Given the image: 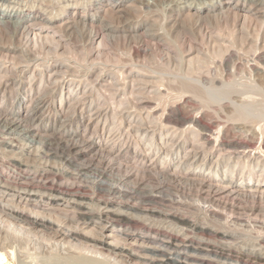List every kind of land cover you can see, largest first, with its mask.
Masks as SVG:
<instances>
[{"label":"rangeland","instance_id":"374dc122","mask_svg":"<svg viewBox=\"0 0 264 264\" xmlns=\"http://www.w3.org/2000/svg\"><path fill=\"white\" fill-rule=\"evenodd\" d=\"M262 1L263 5L261 4ZM120 3L122 4V11H117L119 9L117 5ZM252 6L254 7L252 8ZM262 6L263 8H261ZM257 7L260 8V11ZM263 13L264 0H0V37H2L0 38L2 39L0 43H5L0 44V61L3 62L2 64L6 69V73L4 72L6 78L4 76L5 79L2 78L0 80V249L6 254L8 264H131L132 262L126 257L120 258L115 253L100 247L101 245L93 244L92 246V242L84 240L79 236L77 237L75 234L76 238L72 235L73 233H77V231L83 234L84 231L86 232L84 235L87 234L88 236L89 234V237L96 234L98 237H101V225L93 220L84 219L81 216L83 211L101 215L103 219H106L105 217L107 216L115 218L119 224L122 223L137 231L148 232L149 235L154 236V241H145V243L142 240H139L138 243L133 241L135 250H138V252L144 251V248L141 247V241L144 245L149 244L148 246L157 247L162 244L161 241L177 237L180 245H191L197 248L200 246V248H204L205 246V248L207 247L212 251L217 249L219 255L221 254L220 250L226 247V243L227 247L230 246L232 248L226 247V249L233 251V254L230 256L232 260L237 259L236 256L238 254L241 255V253H245L243 255L248 256L257 255L264 257V194L252 192L248 188H242L241 192L232 193L229 196L227 193L220 194L219 185H226L231 179L236 182L242 181L240 180L242 169L239 166L233 167L236 169V173L232 177L230 173H224L225 164L228 159L226 160L225 158L223 160L222 158L221 160L219 159L218 163H213L222 152L226 156L231 155L233 160L229 162L233 166L243 149L239 148L238 145L247 143L250 146L253 145L248 149L247 155L240 159L259 160L263 163L264 152L261 149H264V135L259 128L262 129L264 126L253 127V123L251 122L252 125L246 122L243 124V121L239 122L227 118V116L230 117V114L234 112L235 106L233 104L240 103L243 98L242 96L247 95L236 92L237 95L234 93L232 96V100L236 98L233 101L224 100L221 104L202 107L200 98L193 95L191 97L189 93L180 98L181 94L178 93L181 92L182 86H184L182 85L183 81L179 80L180 78H176L177 80L174 78L175 73L186 74L191 70V74L198 79L200 87H207L211 83L221 85L230 81L235 84L237 82L240 88L241 85L242 87L256 85L263 93ZM82 14L84 16L87 14L86 17L89 19L80 21L83 20ZM198 14H201L200 17L203 16V21H201ZM6 15H8L7 19ZM73 19L76 22L80 21L78 24H81V26L84 24L82 26L84 31L80 32L76 29V22L74 25ZM106 21H108L107 23H112V25L110 24L111 26L114 25V30L109 31L105 27L104 22ZM146 21L148 23H155L157 28L160 27L159 29L162 28L156 37L148 35ZM72 25L75 27H71ZM131 25L136 27V31H133L134 33L129 31L132 27ZM100 26L103 27L101 28ZM102 32L104 36H102ZM47 35H55L56 39L60 40V43L63 44L62 46L60 45V53L63 52L67 43L71 45L76 43L73 46L77 51H81L83 48L86 51L88 49V62L82 60L79 62L74 60L73 62V59L69 60V63L77 68L75 71L70 68L68 73L73 74L68 75V73H64L65 76L57 73L54 69L55 67H51L45 71L48 74L45 73V82L41 83L39 69L41 70L44 65L53 64V61L56 59L55 54H51V52L47 53L48 49L52 47L49 42L45 41ZM159 36L162 38H159ZM91 38L93 41H91ZM100 38H103L107 45L100 49L102 53H99L97 49V43ZM91 52L93 53L91 54ZM195 56L199 57L200 60L189 65L188 59ZM93 60H97L98 64L95 65L96 67H94L93 72L88 74L90 76H86L84 74L85 71L83 73V69L89 67V62L91 63ZM105 63H108V67L111 69L114 65H116L114 67L117 69L125 68L123 71L126 72V75L121 77H125L124 81L129 80V82L126 81L129 89L128 94L126 93L125 96L124 94H117L114 99L117 102L126 97L127 101L124 106L120 107L119 105L118 107L111 99L108 100L111 103L106 101L109 92L106 91V87L104 86H107L114 80L110 77V73L103 74L99 80L96 77L99 67H102ZM114 67L113 69H115ZM132 68L133 70L146 68L150 71L157 70L158 68L170 70L166 73L171 79L165 77L164 81L161 82L163 85L160 86L162 87L160 91L164 93L166 91L165 94L169 95L165 97V99H168L166 100L168 103L164 101L162 104L158 100L154 102L155 99L149 95L146 96H149L150 99L147 98L148 100L144 101L146 100L145 95H141V98L137 97V95L134 96L135 93L133 92H130V94V89L132 90L135 85V82L133 83ZM2 73L0 72V75ZM33 74H35V77H32ZM127 75L128 77L126 78ZM30 77L31 79L34 78L32 82ZM89 78L90 80L93 79L94 82L88 80ZM103 83L104 86H101ZM90 84H94L96 90H92ZM72 85L75 86L71 87ZM70 87L75 89V91ZM84 90H86L85 93H83ZM100 91L108 94H102V96ZM95 94H98V96ZM99 96L101 97L100 100L98 99ZM39 98H44L46 103H38ZM62 98H65L63 104L60 103ZM155 98L157 99V97ZM151 99L154 100L153 103L150 102ZM77 100L81 101V103H77ZM94 101L97 102L95 103ZM157 101L158 104H156ZM69 103L70 105L72 103L73 107L72 105L69 107ZM98 103L100 104L99 107H97ZM74 104L78 105L74 106ZM143 105H146L145 108L148 107L145 109ZM149 105L157 108H149ZM151 109L158 110H154L153 114L158 119L164 115L163 119L161 118L165 123L164 126L168 124L167 126L171 127L175 123L174 126L176 128L180 126V130L185 129L186 124L187 128L188 124H190V127L194 126L196 127L195 129L198 128L199 130H197L200 131L201 136L204 135L202 136V141L206 142L207 138L209 139L207 140L206 151L214 149L212 155L207 158L204 164L200 160L196 162L197 159L194 161L190 159L193 155L189 156L190 158L188 157L186 160V156L184 157L185 152L181 153L182 155L178 153L180 139L176 141V145L172 148V151H169V154H165L168 149L170 150V147H168L169 145L165 141H161L162 139L159 136L155 139L159 149H156V146L153 151L145 150V142L147 140H143L135 134L136 125L139 122L137 120L139 119L138 114L141 115V119L144 121V124L141 123L143 125L141 126L142 130L152 128L158 131L159 126L162 124L161 120L160 124H151L150 121H148L149 124L146 123L148 120V118H145L148 115L147 111L153 113ZM113 112L119 113L118 115L121 117L125 116L121 120L118 119L124 123L118 131H110ZM155 112L158 113L155 114ZM97 113L98 115H96ZM158 114L160 116H157ZM185 118L189 119V121L185 120ZM178 120L179 125H177ZM129 124L133 125L130 127ZM155 124L156 126L158 125L157 128ZM144 126H146L145 129ZM128 127L130 131H127L129 130L127 129ZM206 131L209 133L207 134ZM214 137L219 138H216L218 142ZM92 139L100 140L101 146L92 148L91 142H89ZM210 140H212L211 143ZM163 142L162 146L161 143ZM135 144H139L141 148H136ZM81 148L87 151L82 157H77L74 151L81 150ZM166 149L167 151H165ZM233 151L236 155H233L235 154ZM189 163L192 164L190 168L188 167ZM201 164L200 170L197 167ZM149 167L152 171L148 169ZM176 168H179V170ZM209 168L218 170V175L220 174L224 178V182L215 181L208 184L203 182V178L199 175L188 172L200 170L202 173H205ZM259 170L260 168L254 170V183L259 182L261 179ZM60 182L64 186L63 188L59 186ZM53 183L56 188L52 186ZM69 187H72V189H69ZM153 191L156 194H153ZM58 206L64 210L68 209V212L59 209ZM189 207H191V211H189ZM152 209L153 212H151ZM185 209L188 211V214ZM14 210L17 213L18 211L19 213H21L20 211H24L23 213H30V215H42L41 217L44 216L55 223L57 221V226H51L52 228L48 226L49 228H47V226L39 227L23 224L19 220H16L17 214ZM165 211L168 213L172 211V215L166 214ZM158 213L161 217L158 216ZM177 216L185 217L196 225L199 223L200 225L198 226L201 227L206 225L211 228L213 225L212 228L217 226L229 230L226 236L202 232L182 222L179 223L180 220ZM213 216L214 218L212 219ZM118 218L120 219L119 222ZM175 219L179 222L176 220L177 223H175L176 221H173ZM208 220L212 225L207 222ZM227 220L229 221L227 222ZM94 227L96 230H93ZM57 228H59L61 233ZM56 229L57 231H55ZM66 230L70 231V233H67ZM235 230L238 233H235ZM122 237L118 236L117 238H120L119 242L121 244L126 242V237L124 235ZM218 243L221 245L219 248ZM97 248L100 250H97ZM146 253L152 255L150 252ZM203 253L205 251L201 255ZM106 254L109 255L106 256ZM234 254L236 255L234 256ZM252 262L251 264H255L254 261ZM260 264H263V262Z\"/></svg>","mask_w":264,"mask_h":264},{"label":"bare ground","instance_id":"6f19581e","mask_svg":"<svg viewBox=\"0 0 264 264\" xmlns=\"http://www.w3.org/2000/svg\"><path fill=\"white\" fill-rule=\"evenodd\" d=\"M260 2V1H259ZM258 2V3H259ZM148 3V2H147ZM262 5H263V1H262V3H261ZM254 5V4H253ZM121 6H122V4L120 3L119 5H117V7L119 8L117 11H122V8H121ZM255 6V5H254ZM254 6H252V8L254 7ZM259 6V5H258ZM127 8V7H126ZM126 8H125V10H126ZM251 8V7H250ZM249 8V9H250ZM258 8V7H257ZM261 8H263V6L261 7ZM101 9V8H100ZM100 9H98V10H100ZM260 8H258V10H259ZM113 10V9H112ZM124 10V11H125ZM214 10V9H213ZM233 10V9H232ZM263 10V9H262ZM261 10V11H262ZM110 11V10H109ZM248 11H250V10H248ZM257 11V10H256ZM260 11V10H259ZM95 12V11H94ZM83 13V12H82ZM98 13V12H97ZM100 13V12H99ZM191 13V12H190ZM235 13V12H234ZM259 13V12H258ZM84 14V13H83ZM82 14V15H83ZM207 14V13H206ZM255 14H257V13H255ZM264 14V13H263ZM86 16H87V14H85ZM94 15H96V14H94ZM93 15V16H94ZM116 15V14H115ZM199 15V14H198ZM201 15V14H200ZM200 15H199V18L201 19V21H203V16L202 17H200ZM215 15V14H214ZM248 15H250V14H248ZM261 15V14H260ZM86 16H82V19L83 20H80V21H84V20H87V19H89L88 17H86ZM99 16V15H98ZM246 16V15H245ZM262 16H264V15H262ZM241 17V16H240ZM8 18V15H6V19ZM131 18V17H130ZM79 19H80V17H79ZM79 19H78V21H79ZM105 19H106V17H105ZM200 19L198 20V18H197V20L198 21H200ZM209 19V18H208ZM245 19V18H244ZM74 20V19H73ZM5 21H8V20H5ZM79 21V22H80ZM127 21V20H126ZM261 21V20H260ZM73 22V21H72ZM76 21L74 20V22H73V24L75 23ZM79 22H76V29H78V31H84V29H83V25L81 26V24H78ZM108 21H106V22H104V25H105V27H107V29L109 30V31H112V30H114L113 29V26H111L112 25V23H107ZM127 22H129V21H127ZM126 22V23H127ZM84 23V22H83ZM107 23V24H106ZM129 23H131V22H129ZM253 23V22H252ZM7 24V23H6ZM5 24V25H6ZM17 24V23H16ZM85 24L87 25V23L85 22ZM111 24V25H110ZM145 24H146V30H147V32H148V35H150V36H155L156 37V35L160 32V30L162 29H159V28H157L156 27V25H155V23H148L147 21L145 22ZM261 24V23H260ZM75 25V24H74ZM102 25V24H101ZM103 25V26H104ZM124 25V24H123ZM141 25V24H140ZM264 25V24H263ZM55 27H56V25H54ZM103 26H100L101 28L103 27ZM127 26V25H126ZM132 27L129 29V31H131V32H133V31H136L135 30V28L136 27H134L133 25H131ZM54 27V28H55ZM57 27H58V25H57ZM71 27H75V26H71ZM80 27H82V28H80ZM88 27V26H87ZM96 27V26H95ZM98 27H99V25H98ZM1 28V27H0ZM116 28V27H115ZM127 28V27H126ZM192 28V27H191ZM83 29V30H82ZM105 29V28H104ZM117 29V28H116ZM158 29H159V31H158ZM55 30V29H54ZM74 31H75V29H73ZM72 30V31H73ZM96 30V29H95ZM106 30V29H105ZM57 31V30H56ZM86 31V30H85ZM102 31V30H101ZM158 31V32H157ZM186 31V30H185ZM79 32V33H80ZM92 32H94V31H92ZM162 32V31H161ZM37 33V32H36ZM39 33V32H38ZM97 33H99V32H97ZM134 33V32H133ZM145 33H146V31H145ZM90 34H91V32H90ZM109 34V33H108ZM0 35H1V33H0ZM160 35V34H159ZM41 36V35H40ZM93 36H95L94 34H93ZM93 36H91V37H93ZM100 36V35H99ZM102 36H104L103 35V32H102ZM164 36V35H163ZM37 37V36H36ZM45 37V36H44ZM43 37V38H44ZM220 37V36H219ZM0 38H2V37H0ZM42 38V37H41ZM40 38V39H41ZM159 38H162V37H160L159 36ZM167 38V37H166ZM46 40V42H49L50 44H51V46L52 47H50V49H48V51H47V53L48 52H51V54H55L54 56H56V59L53 61L54 63L53 64H51V65H44V67L42 68V66H41V70L39 69V75L41 76V83H43V82H45V73H47V72H45L47 69L49 70V68H51V67H55L54 69L56 70V72L57 73H61L60 75H64L65 76V74L66 73H68V70L71 68L73 71H75L76 70V68L77 67H75L74 65H71L70 63H69V60H71V59H73V62H74V60L75 61H80V60H82V61H84V62H88L87 60H89L88 59V54H89V50L87 49V51L85 50V48H83V50H81V51H77V49H75V47L73 46L74 44H76V43H73V45H71V44H69V43H67L66 45H65V49L63 50V52H59V48H60V45L62 46L63 44H61L60 43V40H58V39H56V37H55V35H47L46 36V38H45ZM67 39V38H66ZM70 39V38H69ZM93 39H95V38H93ZM1 41H2V39H0ZM43 40V39H42ZM4 41V40H3ZM41 41V40H40ZM83 41V40H82ZM91 41H93L92 40V38H91ZM107 41V40H106ZM147 41V40H146ZM64 42V41H63ZM73 42V41H72ZM2 43V42H1ZM0 43V44H1ZM4 43V42H3ZM2 43V44H3ZM13 43V42H12ZM65 43H66V41H65ZM71 43V42H70ZM5 44V43H4ZM79 44V43H78ZM7 45H8V43H7ZM3 46V45H2ZM105 46H107L106 45V42H105V40L102 38H100L99 39V42L97 43V49H98V51H99V53H102L101 52V48L102 47H105ZM171 46H173V45H171ZM6 47V46H5ZM9 47V46H8ZM2 48V47H1ZM29 48V47H28ZM35 48V47H34ZM264 48V47H263ZM3 49V48H2ZM7 49V48H6ZM10 49V48H9ZM8 49V50H9ZM11 49H12V47H11ZM14 49V48H13ZM12 51V50H11ZM94 51V50H93ZM163 51V50H162ZM84 53H85V55H84ZM93 52H91V54H92ZM99 53H97L98 55H100ZM179 53V52H178ZM182 55H183V53H181ZM2 55H3V52H2ZM33 55V54H32ZM94 55V54H93ZM179 55H180V53H179ZM8 56V55H7ZM11 56V55H10ZM186 56V55H185ZM4 57V56H3ZM12 57V56H11ZM17 57V56H16ZM100 57H101V55H100ZM110 57V56H109ZM1 58V57H0ZM14 58V57H13ZM18 58H19V56H18ZM177 58H178V56H177ZM16 59V58H15ZM15 59H13V60H15ZM113 59V58H112ZM18 60V59H17ZM97 60H99V58H97ZM97 60H93L91 63L89 62V67H87L86 69H83V73H84V71H85V75L86 76H90V75H88L89 73H92L93 72V70L95 69L94 67H96L95 65H97L98 63L96 62ZM107 60V59H106ZM108 60H109V58H108ZM181 60V59H180ZM200 59H199V57H197V56H195V57H190L189 59H188V64L189 65H192L193 63H195V61H199ZM110 62H111V60H109ZM182 61H183V59H182ZM107 62V61H106ZM3 62H1L0 61V72H3L1 75H0V80L2 79V78H4V76H5V73H6V69L4 68V65L2 64ZM15 63V62H14ZM20 63V62H19ZM113 63V62H112ZM18 64V63H17ZM258 64H259V62H258ZM19 65V64H18ZM109 65H108V63H105V64H103L102 65V67L100 66L99 67V69H98V72H97V74H96V77H97V80H99V78H101L102 77V75L103 74H105V73H110L111 74V78L114 80L113 82H111V83H109L107 86H104V83L101 85V86H104V87H106V91L107 92H109V95H108V97H106L107 98V100L106 101H108V100H110L111 99V101L112 102H114V104L116 105H118V107H119V105H120V107L121 106H124L125 105V103H126V101H127V98L125 97L124 99H126V100H124V99H121V100H118L117 102H115L116 100H114L116 97V95L118 94V95H120V94H124V96L126 95V93L128 92V83L127 82H129V80L126 82V81H124L123 79L125 78V77H121V76H124V75H126V72L125 71H123V69L125 70V68H115L116 67V65H114L113 67L115 68V69H113V67H112V69L110 68V67H108ZM40 67V66H39ZM38 67V68H39ZM156 67V66H155ZM8 68V67H7ZM57 68H59L58 70H57ZM81 68V67H80ZM167 68V67H166ZM169 68V67H168ZM12 69V68H11ZM14 69V68H13ZM127 69V68H126ZM131 69V68H130ZM157 69V68H156ZM9 70V69H8ZM34 70V69H33ZM55 70H54V72H55ZM132 70H133V68H132ZM152 70V69H151ZM167 70V71H166ZM166 70H164V68H162V69H160V68H158L157 70H152V71H150V70H148V69H146V68H140L139 70H133V76H134V80H133V83L135 82V85L133 86V88H132V90L130 89V91H129V93L131 92H133V93H135L134 94V96L135 95H137V97H141L142 98V96H144V97H146V100H144V101H147L148 99H150V97L151 98H153V99H155V101L153 100V99H151L150 100V102H152L153 103V101L154 102H156V100H158L160 103H164V101H165V103H168L166 100H168V99H165V97L168 95H166L165 93H166V91H165V93L163 94L161 91H160V88L162 89V87H160V86H162L163 85V83H161L162 81H164V79H165V77H169V76H167V73L166 72H168V71H170V70H168V69H166ZM5 72V73H4ZM8 72V71H7ZM15 72V71H14ZM50 72V71H49ZM53 72V73H54ZM56 73V74H57ZM65 73V74H64ZM79 73H81L80 71H79ZM79 73H78V75H79ZM48 74V73H47ZM69 74H73V73H68V75ZM128 74H129V72H128ZM50 75V74H49ZM54 75V74H53ZM130 75V74H129ZM169 75H170V73H169ZM131 76V75H130ZM171 76V75H170ZM32 77H35V74H33V76ZM47 77H49V76H47ZM51 77V76H50ZM107 77V76H106ZM128 77V75L126 76V78ZM5 78H6V76H5ZM4 78V79H5ZM53 78V77H52ZM58 78H59V74H58ZM69 78V77H68ZM86 78V77H85ZM130 78H132V77H130ZM170 78V77H169ZM174 78L176 79H178V78H180L179 80H182L183 82V84L182 85H184V86H182V90H181V92L180 93H178V94H181V97L180 98H182L185 94H187V93H189L190 95H191V97H193V96H195V97H198V98H200V100H201V106L203 107V106H207V107H210V106H212L213 104H221L222 103V101H224V100H231V101H233V100H235L236 98H234L233 100H232V96H233V94L235 93L236 95H237V93L236 92H239L238 94H245V95H247V96H242L243 98L241 99L242 101H240V103L238 102L237 104H233L234 106H235V108H234V112L232 113V114H230L231 116L229 117V116H227V118H229V120H231V119H233V120H235V121H243V124H244V122H246V123H249V124H251V123H253V127H255V126H257V127H262V126H264V123L262 124V122H264V92L262 93L261 92V90L259 89V87H257L256 85H253V86H246V87H242V85H241V88H240V86H238V84H237V82H236V84L234 83V82H228V83H222L221 85H217V84H213V83H211V85L209 84L207 87H200L199 85V83H198V79L196 78V77H194L192 74H191V70L188 72V73H184V74H180V73H175L174 74ZM173 78V79H174ZM34 79V78H33ZM33 79H31V77H30V80H31V82L33 81ZM62 79V78H61ZM84 79V78H83ZM83 79H82V81H83ZM94 79H95V77H94ZM171 79V78H170ZM169 79V80H170ZM172 79V80H173ZM175 79H174V82H175ZM176 79V80H177ZM58 80V79H57ZM68 80V79H67ZM88 80H90V78L88 79ZM131 80V81H132ZM168 80V79H167ZM178 80V81H179ZM219 80V79H218ZM47 81H48V79H47ZM59 81H61V80H59ZM70 81V80H69ZM72 81V80H71ZM90 81H93V79L92 80H90ZM215 81V80H214ZM94 82V81H93ZM168 82V81H167ZM173 82V83H174ZM239 83V82H238ZM69 84V83H68ZM70 84H71V82H70ZM70 84H69V86H70ZM73 84V83H72ZM91 86L90 87H92L91 89L92 90H96V86L94 85V84H90ZM62 86H64V85H62ZM73 86H75V85H72L71 87H73ZM244 86V85H243ZM1 87V86H0ZM35 87V86H34ZM68 87V86H67ZM70 87V88H71ZM31 88V87H30ZM59 88V87H58ZM150 88H153V89H150ZM72 89V88H71ZM102 89V88H101ZM181 89V88H180ZM180 89H179V91H180ZM32 90V89H31ZM38 90V89H37ZM40 90V89H39ZM72 90H74L75 91V89H72ZM86 90H87V88H86ZM86 90H84V92L83 93H85L86 92ZM99 90V89H98ZM102 91V90H101ZM100 91V93H101V95L103 94H108V93H106V92H101ZM45 92V91H44ZM89 92H91V90H89ZM93 92V91H92ZM137 92V93H136ZM31 93H32V91H31ZM69 93V92H68ZM71 93H74V92H71ZM130 93V94H131ZM42 94V93H41ZM70 94V93H69ZM78 94V93H77ZM99 94V93H98ZM98 94L96 95V96H98ZM128 94V93H127ZM129 94V95H130ZM151 94H153V96H151ZM177 94V95H178ZM188 94V95H189ZM46 95V94H45ZM102 95V96H103ZM142 95V96H141ZM146 95H149V96H146ZM193 95V96H192ZM38 96H39V94H38ZM84 96V95H83ZM124 96H122V97H124ZM132 96V95H131ZM157 97V99L155 98V97ZM169 96V95H168ZM75 97H76V95H75ZM82 97V96H81ZM174 97V96H173ZM35 98V97H34ZM94 98H96V97H94ZM102 98H105V97H102ZM118 98V97H117ZM133 98V97H132ZM131 98V99H132ZM148 98V99H147ZM64 99L65 98H62V100L60 101V103L61 104H63L64 103ZM78 99L79 100H81V98H79L78 97ZM98 99L100 100L101 99V97L99 96L98 97ZM130 99V100H131ZM139 99V98H138ZM31 100V99H30ZM67 100V99H66ZM79 100H77L76 102L77 103H81V101L79 102ZM94 100H96V99H94ZM114 100V101H113ZM140 100V99H139ZM142 100V99H141ZM182 100V99H181ZM180 100V101H181ZM197 100V99H196ZM32 101V100H31ZM111 101H108V102H110L111 103ZM133 101H135L134 99H133ZM158 101H157V103L156 104H158ZM176 101V100H175ZM42 102H44V103H46V100H44V98H39L38 99V103H42ZM95 103L97 102V101H94ZM136 102V101H135ZM141 102V101H140ZM230 102V101H229ZM130 103V102H129ZM128 103V104H129ZM138 103H139V101H138ZM142 103V102H141ZM173 103H175V102H173ZM31 104V103H30ZM93 104V103H92ZM113 104V105H114ZM132 104V103H131ZM135 104V103H134ZM145 104V103H144ZM148 104V103H147ZM150 104V103H149ZM199 104H200V102H199ZM198 104V105H199ZM230 104H232V103H230ZM71 105H72V107H73V104L71 103ZM70 105V103H69V107L71 106ZM76 105H78V104H74V106H76ZM90 105V104H89ZM113 105H111V106H113ZM155 105V104H154ZM160 105V104H159ZM165 105V104H164ZM2 106V105H1ZM100 106V104L98 103V106L97 107H99ZM140 106V105H139ZM146 106V105H145ZM145 106L143 105V107L145 108ZM157 106V105H156ZM162 106V105H161ZM165 106H167V105H165ZM172 106V105H171ZM103 107V106H102ZM141 107H142V105H141ZM148 107V106H147ZM146 107V108H147ZM151 107H154L155 108V106H150L149 105V108H151ZM164 107V106H163ZM37 108V107H36ZM115 108V107H114ZM127 108V107H126ZM131 108V107H130ZM129 108V109H130ZM134 108V107H133ZM132 108V109H133ZM135 108H137V107H135ZM139 108V107H138ZM145 108V109H146ZM157 108V107H156ZM155 108V109H156ZM74 109V108H73ZM72 109V110H73ZM76 109V108H75ZM129 109H128V112H129ZM154 109V110H155ZM193 109H194V107H193ZM216 109V108H215ZM100 110V109H99ZM114 110V109H113ZM117 110V109H116ZM144 110V109H143ZM149 110V109H148ZM152 111H153V113L151 112H149V111H147L148 112V115H146L147 117H145V118H148V120H147V122L146 123H148V121H150V123L152 124V123H158V124H160V120H161V118L163 119V116L160 118V119H158L157 117H156V115L154 116L153 114H154V110L153 109H151ZM195 110V109H194ZM20 111V110H19ZM117 111H119V110H117ZM136 111V110H135ZM155 111H158V110H155ZM226 111V110H225ZM231 111V110H230ZM100 112V111H99ZM98 112V113H99ZM120 112V111H119ZM161 112V111H160ZM229 112V111H228ZM46 113V112H45ZM98 113L96 114V115H98ZM101 113V112H100ZM138 113H140V111H138ZM156 113H158V112H155V114ZM163 113V112H162ZM113 120H112V122H111V127H110V131H118V130H120V128H121V126H122V124L124 125V123L122 122V121H119V120H121V119H123V117H125V116H120V115H118L119 113H115V112H113ZM135 114V113H134ZM137 114V113H136ZM142 114H143V112H142ZM66 115V114H65ZM123 115V114H122ZM139 115V119H137L139 122H138V124L136 125V129H135V134H136V136H138L139 138H141V139H143V140H147V142H145L146 143V148H145V150H154L155 148H156V137L157 136H159L160 137V139H162L161 141H165L167 144H166V146H168V147H170V150L168 149V151H167V149L165 150V151H167V152H165V154H169L170 152L169 151H172V148L176 145V141L178 140V139H180L179 141H180V143H178L179 145H178V153L179 154H181V153H183V152H185L184 153V157L186 156V160H187V158L190 156H192L190 159H193V161L194 160H196V162H198V160H200V162L202 163V164H204L205 163V161L207 160V158L209 157V156H211L212 155V153H213V150L214 149H212V150H208V151H206V144H208L207 143V140H209L207 137H209V136H207L206 138H207V140H206V142H203L202 141V136H204V135H202L201 136V134H200V131H198L197 129H195L196 127H190V124H188V128H187V124H186V128L185 129H182V130H180L181 128H179V127H177L176 128V126H174L175 125V123H173L174 125H171V127H168L167 125L168 124H166V126H164V122L162 121V126L160 125L159 126V129H158V131L157 130H154V129H145V127L146 126H144V129L145 130H142V127L141 126H143V125H141V123L142 124H144L143 122V119H141V115L140 114H138ZM210 115V114H209ZM56 116V115H55ZM67 116V115H66ZM157 116H160L159 114L157 115ZM67 117H69V116H67ZM102 117V116H101ZM192 117V116H191ZM133 118V117H132ZM144 118V119H145ZM90 119H92V118H90ZM119 119V120H118ZM187 118H185V120H186ZM136 120V119H135ZM137 120H136V122H137ZM168 120V119H167ZM188 121H189V119H187ZM203 120V119H202ZM67 121V120H66ZM132 121V120H131ZM142 121V122H141ZM176 121V120H175ZM187 121V122H188ZM210 121V120H209ZM228 121V120H227ZM235 121H233V122H235ZM70 122V121H69ZM106 122V121H105ZM166 122V121H165ZM219 122V121H218ZM251 122V123H250ZM133 123V122H132ZM169 123H171L170 121H169ZM193 123V122H192ZM259 124V125H255V124ZM61 124H63V123H61ZM65 124V123H64ZM149 124V123H148ZM150 124V125H151ZM156 124H155V127L157 128V126H156ZM180 123H179V120H178V124L177 125H179ZM217 124V123H216ZM221 124H223V123H221ZM66 125V124H65ZM89 125V124H88ZM130 125V127L133 125H131V124H129ZM128 125V126H129ZM149 125V126H150ZM252 125V124H251ZM19 126V125H18ZM99 126V125H98ZM152 126H154V125H152ZM173 126V127H172ZM191 126H192V124H191ZM196 126V125H195ZM95 127V126H94ZM126 127V126H125ZM154 127V128H155ZM183 127H184V125H183ZM211 127V126H210ZM209 127V128H210ZM217 127V126H216ZM218 127H219V124H218ZM253 127H252V130H253ZM149 128V127H148ZM155 128V129H156ZM179 128V129H178ZM205 128V127H204ZM207 128V127H206ZM205 128V129H206ZM214 128V127H213ZM127 129H129V130H127ZM126 130L127 131H130V128L128 127ZM208 129V128H207ZM231 129V128H230ZM263 133V135H264V127L261 129V128H259ZM101 130H102V128H101ZM210 130V129H209ZM219 130H220V127H219ZM249 130H251V129H249ZM255 130H257V129H255ZM75 131V130H74ZM123 131V130H122ZM260 131V132H261ZM126 132V131H125ZM203 132H204V130H203ZM211 132V131H210ZM220 132H221V130H220ZM132 133V132H131ZM202 133V132H201ZM206 133L208 134L209 132H207L206 131ZM228 133H229V131H228ZM126 134V133H125ZM203 134V133H202ZM220 134V133H219ZM261 134V135H262ZM122 135V134H121ZM206 135V134H205ZM238 135V134H237ZM53 136V135H52ZM73 136V135H72ZM129 136V135H128ZM135 136V135H134ZM210 136H212V135H210ZM216 136H218V135H216ZM243 136V135H242ZM258 136V135H257ZM42 137V136H41ZM47 137V136H46ZM65 137V136H64ZM219 137V136H218ZM218 137H216L217 139H219ZM234 137V136H233ZM73 138V137H72ZM112 138V137H111ZM215 138V137H214ZM215 138V140H217ZM241 138V137H240ZM82 139V138H81ZM116 139V138H115ZM43 140H45V139H43ZM68 140V139H67ZM71 140V139H70ZM90 140V139H89ZM204 140V139H203ZM250 140V139H249ZM115 141V140H114ZM205 141V140H204ZM211 141L212 140H210V143H211ZM255 141V140H254ZM79 142V141H78ZM81 142V141H80ZM84 142V141H83ZM89 142H91L90 144H91V146H92V148H96V147H99V146H101V141L100 140H93L92 139V141H89ZM136 142V141H135ZM216 142V141H215ZM215 142H213V143H215ZM217 142H218V140H217ZM228 142H230V141H228ZM232 142V141H231ZM85 143H86V141H85ZM138 143V142H137ZM158 143V142H157ZM77 144V143H76ZM127 144V143H126ZM139 144H140V142H139ZM139 144H135L136 145V148H139L140 146H139ZM163 144H164V142L163 143H161V145L163 146ZM233 144V143H232ZM80 145V144H79ZM109 145V144H108ZM143 145V144H142ZM217 145V144H216ZM222 145V144H221ZM220 145V146H221ZM253 145V144H252ZM252 145L250 146V145H248V143L247 144H241V145H238V147L239 148H243L241 151L242 152H240V154L238 155L239 156V158L238 159H236L235 161V164L232 166V164L229 162L230 160H233V158L231 157V155L229 156H226L225 155V153H220L219 154V156L217 157V159H216V161L215 162H213V163H218L219 162V159L221 160L222 158H223V160L226 158V160L228 159V161L226 162V164H225V170H224V173H230L231 175L230 176H234L235 175V173H236V169H234L233 167H237V166H239V168L240 169H242V172H241V176H240V180H242V181H233L232 179L228 182V183H226V185H223L222 184V186H218V184H217V186L220 188V194L221 193H227L228 194V196L230 195V194H232V193H235L236 194V192H241V190H242V188H248L250 191H252V192H255V193H260V194H264V162L263 163H261L259 160L258 161H254V160H250V159H240V158H243L244 156H246L247 155V153L249 152L248 151V149L250 148V147H252ZM106 146H107V143H106ZM105 146V147H106ZM161 146V147H162ZM165 146V147H166ZM219 146V145H218ZM236 146H237V142H236ZM235 146V147H236ZM55 147V146H54ZM89 147V146H88ZM164 147V148H165ZM223 147H224V145H223ZM66 148V147H65ZM112 148V147H111ZM141 148V147H140ZM167 148V147H166ZM208 148V147H207ZM216 148V147H215ZM225 148H226V146H225ZM234 148V147H233ZM259 148V147H258ZM261 148V147H260ZM80 149V148H79ZM76 150V152L74 151V153H76V155H77V157H82L85 153H86V151L87 150H85V149H82L81 148V150ZM156 149H159V147L157 146V148ZM220 149V148H219ZM236 149V148H235ZM102 150V149H101ZM162 150H163V148H162ZM236 150H238V149H236ZM261 150H263V152H264V149H261ZM99 151V150H98ZM160 151V150H159ZM175 151V150H174ZM150 152V151H149ZM157 152V151H156ZM224 152V151H223ZM127 153V152H126ZM147 153H148V151H147ZM153 153V152H152ZM227 153V152H226ZM233 153H235L234 151H233ZM238 153V152H237ZM69 154V153H68ZM103 154V153H102ZM161 154V153H160ZM230 154V153H229ZM232 154V153H231ZM260 154V153H259ZM117 155V154H116ZM182 155V154H181ZM233 155H236V153L235 154H233ZM120 156V155H119ZM158 156V155H157ZM167 156V155H166ZM173 156V155H172ZM250 156V155H249ZM249 156H248V158H249ZM53 157V156H52ZM69 157V156H68ZM74 157V156H73ZM252 157V156H251ZM122 158V157H121ZM246 158V157H245ZM71 159H72V157H71ZM166 159V158H165ZM184 159V158H183ZM75 160V159H74ZM185 160V161H186ZM76 161V160H75ZM146 161V160H145ZM184 161V162H185ZM188 161H190V160H188ZM152 162V161H151ZM150 162V163H151ZM155 162V161H154ZM153 162V163H154ZM163 162H165V160H163ZM182 162H183V160H182ZM199 162V163H200ZM223 162V161H222ZM233 162V161H232ZM138 163V162H137ZM142 163V162H141ZM157 163H158V161H157ZM192 163V162H191ZM77 164V163H76ZM81 165H82V163H80ZM84 164V163H83ZM140 164V163H139ZM161 164V163H160ZM164 164V163H163ZM193 164V163H192ZM192 164H190L189 163V165H188V167L190 168L191 166H192ZM202 164L201 165H199L197 168H199L200 170H201V166H202ZM212 164V163H211ZM78 165V164H77ZM80 165V166H81ZM154 165H155V163H154ZM153 165V166H154ZM180 165V164H179ZM178 165V166H179ZM128 166V165H127ZM142 166H143V164H142ZM182 166V165H181ZM204 166V165H203ZM77 167V166H76ZM184 167V166H183ZM212 167V166H211ZM80 168V167H79ZM161 168V167H160ZM187 168V167H186ZM196 168V167H195ZM256 168H260V170H259V176L261 177V179H260V181L259 182H257V183H254L253 181H254V170L256 169ZM75 169V168H74ZM148 169H150L151 170V168L149 167ZM177 169V168H176ZM160 170V169H159ZM171 170V169H170ZM175 170V169H174ZM177 170H179V168L177 169ZM180 170H181V167H180ZM187 170H188V168H187ZM190 170V169H189ZM196 171V170H192V171H188L189 173H191V174H194V175H199L200 177H202L203 178V182H205V183H213V182H215V181H219V182H224V178L222 177V176H220V174L218 175V170H214L213 168H209L208 169V171L207 172H205V173H202L201 171ZM94 171V170H93ZM152 171V170H151ZM163 171V170H162ZM239 171V170H238ZM84 172V171H83ZM88 172V171H87ZM96 172V171H95ZM164 172V171H163ZM175 172H176V170H175ZM174 172V173H175ZM43 173V172H42ZM82 173V172H81ZM92 173V172H91ZM169 173H171V172H169ZM212 173V174H211ZM155 174V173H154ZM160 174V173H159ZM179 175H180V173H178ZM91 175V174H90ZM171 175H172V173H171ZM223 175H225V174H223ZM178 176V175H177ZM187 176V175H186ZM258 176V177H259ZM90 177V176H89ZM100 177V176H99ZM172 177V176H171ZM67 178V177H66ZM187 178V177H186ZM190 178V177H189ZM192 178V177H191ZM194 178V177H193ZM202 178H200L201 180H202ZM188 179V178H187ZM199 179V180H200ZM105 180V179H104ZM197 180V179H196ZM81 181V180H80ZM102 181V180H101ZM185 181V180H184ZM46 182V181H45ZM127 182V181H126ZM21 183V182H20ZM59 183V182H58ZM103 184H104V182H102ZM157 183V182H156ZM160 183V182H159ZM182 183V182H181ZM11 184V183H10ZM47 184V183H46ZM101 184V183H100ZM186 184V183H185ZM190 184V183H189ZM207 184V185H208ZM29 185V184H28ZM64 185V184H63ZM79 185V184H78ZM77 185V186H78ZM122 185V184H121ZM211 185V184H210ZM7 186V185H6ZM34 186V185H33ZM38 186V185H37ZM52 186H54L55 187V185H54V183H53V185ZM59 186L61 187V188H63L64 186H62L61 185V182H60V184H59ZM106 186V185H105ZM119 186V185H118ZM8 187V186H7ZM112 187V186H111ZM121 187V186H120ZM135 187V186H134ZM193 187V186H192ZM56 188V187H55ZM72 189V187H69V189ZM103 188V187H102ZM105 188V187H104ZM15 189H17V188H15ZM51 189V188H50ZM53 189V188H52ZM59 189V188H58ZM67 189V188H66ZM210 189H211V187H210ZM1 190H2V188H1ZM68 190V189H67ZM66 190V191H67ZM128 190V189H127ZM38 191H40V190H38ZM46 191V190H45ZM78 191H79V189H78ZM120 191V190H119ZM219 191V190H218ZM3 192H5V191H3ZM77 192V191H76ZM158 192V191H157ZM160 192V191H159ZM107 193V192H106ZM126 193V192H125ZM147 193V192H146ZM155 192L153 191V194H154ZM211 193V192H210ZM5 194V193H4ZM75 194V193H74ZM73 194V195H74ZM148 194V193H147ZM152 194V193H151ZM156 194V193H155ZM160 194V193H159ZM227 194H225L226 196H227ZM238 194V193H237ZM85 195V194H84ZM121 195V194H120ZM150 195V194H149ZM162 195V194H161ZM234 195V194H233ZM1 196V195H0ZM79 196V195H78ZM81 196H83V195H81ZM91 196V195H90ZM94 196V195H93ZM124 196V195H123ZM235 196H237V195H235ZM80 197V196H79ZM89 197V196H88ZM103 197V196H102ZM137 197V196H136ZM153 197V196H152ZM223 197V196H222ZM27 198V197H26ZM38 198V197H37ZM115 198V197H114ZM154 198V197H153ZM173 198V197H172ZM197 198H198V196H197ZM216 198V197H215ZM220 198V197H219ZM64 199V198H63ZM82 199V198H81ZM184 199V198H183ZM9 200V199H8ZM99 200V199H98ZM150 200V199H149ZM156 200V199H155ZM175 200H176V198H175ZM35 201V200H34ZM19 202V201H18ZM65 202V201H64ZM129 202V201H128ZM167 202V201H166ZM201 202V201H200ZM213 202V201H212ZM3 203V202H2ZM53 203V202H52ZM59 203V202H58ZM68 203V202H67ZM97 203V202H96ZM149 203H151V202H149ZM159 203H161V202H159ZM185 203V202H184ZM7 204V203H6ZM12 204V203H11ZM77 204V203H76ZM80 204V203H79ZM157 204V203H156ZM170 204V203H169ZM178 204V203H177ZM180 204V203H179ZM186 204H187V202H186ZM186 204H185V207H186ZM213 204V203H212ZM227 204V203H226ZM14 205V204H13ZM12 205V206H13ZM66 205V204H65ZM70 205V204H69ZM78 205V204H77ZM108 205V204H107ZM158 205V204H157ZM165 205V204H164ZM210 205H211V203H210ZM15 206V205H14ZM47 206V205H46ZM145 206V205H144ZM169 206V205H168ZM215 206V205H214ZM225 206V205H224ZM45 207V206H44ZM79 207V206H78ZM102 207V206H101ZM141 207H143L142 205H141ZM18 208V207H17ZM56 208V207H55ZM58 208H59V206H58ZM57 208V209H58ZM65 208V207H64ZM146 208V207H145ZM153 208V207H152ZM156 208V207H155ZM169 208V207H168ZM178 208H179V206H178ZM190 208L191 207H189V211H191L190 210ZM197 208H198V206H197ZM52 209H54V208H52ZM56 209V210H57ZM59 209H63L62 207L61 208H59ZM85 209V208H84ZM87 209V208H86ZM89 209V208H88ZM144 209V208H143ZM154 209V208H153ZM153 209L151 210V212H153ZM162 209V208H161ZM182 209H183V207H182ZM196 209V208H195ZM211 209V208H210ZM215 209V208H214ZM217 209V208H216ZM233 209V208H232ZM20 210H21V208H20ZM64 210V209H63ZM71 210V209H70ZM110 210V209H109ZM209 210V209H208ZM15 211V210H14ZM58 211V210H57ZM65 212H68V209L67 210H64ZM79 211V210H78ZM107 211V210H106ZM150 211V210H149ZM183 211V210H182ZM185 211L187 212V214H188V211L185 209ZM210 211V210H209ZM16 212V211H15ZM21 213H19V211H18V213L16 212V214H17V217H16V220H19L20 222H22L23 224H31V225H34V226H39V227H44V226H47V228H49L48 226H53V227H55V226H57V221H56V223L53 221V220H49V219H46L44 216L43 217H41V216H38L39 214V212L38 213H36V214H38V215H34V214H32V215H30V213L29 214H27V213H23L22 211H20ZM73 212V211H72ZM123 212V211H122ZM154 212H155V210H154ZM161 212V211H160ZM163 212V211H162ZM166 212V211H165ZM171 213H172V211H170ZM212 212V211H211ZM214 212H215V210H214ZM262 212V211H261ZM13 213V212H12ZM69 213H70V211H69ZM74 213V212H73ZM99 214H101L100 212H98ZM115 213V212H114ZM168 212H166V214H167ZM171 213H168V214H171ZM183 213H184V211H183ZM220 213V212H219ZM251 213V212H250ZM260 213V212H259ZM263 213V212H262ZM15 214V215H16ZM74 214H76V213H74ZM105 214V213H104ZM116 214H117V212H116ZM159 214V213H158ZM186 214V213H185ZM214 214V213H213ZM11 215V214H10ZM14 215V214H13ZM103 215V214H102ZM163 215H165L164 213H163ZM172 215V214H171ZM174 215V214H173ZM216 215H217V213H216ZM219 215V214H218ZM220 215H222V214H220ZM81 216L84 218V219H87V220H89V221H91V220H93V221H95V222H97V223H99L100 225H101V228H100V226H99V228L101 229V237H98L97 236V234L94 236V235H92V237L94 236V238H92V237H89V234H88V236H87V234H85L84 235V233H86V232H84L83 231V234L82 233H78V231H77V233H73L72 235H77V237L79 236L80 238H83L84 240H87V241H90V242H92V246H93V244H97L98 246L99 245H101L100 247H102L103 249H105V250H107V251H109V252H113V253H115L116 255H118V256H120V258L122 257H126V258H128L133 264H251V263H253L252 261H254V263L255 264H260L261 262H263V264H264V257H262V256H252V255H250V256H248V255H243V254H245V253H241V255L240 254H238L236 257H237V259H231L230 258V256H231V254H233V251H231V250H229V249H226V247H227V244L225 243V245H226V247L224 248H222L221 250H220V252H221V254L219 255L218 254V250L216 249L215 251H212L211 249L209 250L207 247L205 248V246H204V248H200V247H192L191 245H180L179 244V242H178V239H177V237L176 238H171L170 237V235H169V237L171 238V239H169V240H167V241H161V245L160 246H157V247H152V246H148V245H144V244H142V241H144V243H145V241H154L155 239H154V236H151V235H149L148 234V232H144V231H137V230H135V229H133V228H130L129 226H125V225H123L122 223L121 224H119V223H117V219H115V218H109L108 216L107 217H105L106 219H103V217L101 216V215H97V214H95V213H90V212H87V211H83L82 213H81ZM127 216V215H126ZM154 216H156L155 214H154ZM158 216H160L161 217V215L159 214ZM166 216V215H165ZM164 216V218H166ZM185 217H186V215H184ZM211 216V215H210ZM215 216V215H214ZM214 216L212 217V219L214 218ZM223 216H224V214H223ZM241 216V215H240ZM50 217V216H49ZM185 217H178L177 216V218L180 220V222L177 220V219H175V220H173V221H178L179 223H184V224H186V225H188V226H190V227H192L193 229H198V230H200V231H202V232H210L211 234L212 233H215V235L216 234H221V236H226V234H227V231L229 230H225V229H223L222 227H217V226H215V227H213L212 228V224L209 222V220L207 221L208 223H210L212 226H211V228H209L210 226H204V227H201V226H198V225H200L198 222H196V223H198V225H196L195 223H193L192 221H190L189 219H187V218H185ZM228 217V216H227ZM255 217V216H254ZM129 218H131V217H129ZM159 218V217H158ZM170 218H174V217H170ZM169 218V219H170ZM241 218V217H240ZM128 219V218H127ZM127 219H125V220H127ZM221 219V218H220ZM238 219H239V217H238ZM242 219V218H241ZM248 219V218H247ZM252 219H253V217H252ZM256 219V218H255ZM9 220V219H8ZM119 218H118V222H119ZM132 220V219H131ZM203 220V219H202ZM226 220V219H225ZM240 220V219H239ZM245 220H246V218H245ZM18 221V222H19ZM177 221L175 222V223H177ZM217 221V220H216ZM229 220H227V222H228ZM237 221V220H236ZM248 221V220H247ZM223 222H224V220H223ZM226 222V223H227ZM240 222V221H239ZM255 222V221H254ZM207 223V224H208ZM214 223V222H213ZM131 224V223H130ZM172 224V223H171ZM202 224V223H201ZM206 224V223H205ZM216 224H218V223H216ZM240 224V223H239ZM11 225V224H10ZM228 225V224H227ZM227 225H226V228H227ZM235 225V224H234ZM23 226V225H22ZM97 226V225H96ZM218 226H220V225H218ZM229 226V225H228ZM236 226V225H235ZM243 226V225H242ZM20 227V226H19ZM217 227V228H216ZM231 227V226H230ZM38 228V227H37ZM52 228V227H51ZM215 228V229H214ZM58 230H59V228H57ZM57 229L55 230V231H57ZM96 230V228L94 227L93 228V230ZM234 229V228H233ZM81 230V229H80ZM79 230V231H80ZM84 230V229H83ZM90 230V229H89ZM231 230H232V228H231ZM237 230V229H236ZM235 230V233L237 232ZM247 230V229H246ZM67 231V233H70V231L68 232V230H66ZM72 231V230H71ZM91 231V230H90ZM89 231V232H90ZM99 231V230H98ZM98 231H96V232H98ZM199 231V232H200ZM239 231V230H238ZM59 232L61 233V231L59 230ZM63 232V231H62ZM73 232V231H72ZM82 232V231H81ZM95 232V231H94ZM231 232H233V231H231ZM242 232H243V230H242ZM65 233V232H64ZM238 233V232H237ZM115 234V235H114ZM200 234H201V232H200ZM72 235H70V236H72ZM75 235H74V237H75ZM122 235H124L125 237H126V242H124L123 244H121L120 242H119V239H117L118 238V236H121V238H123L122 237ZM172 235V234H171ZM233 235V234H232ZM245 235V234H244ZM174 236V235H173ZM177 236V235H176ZM73 237V238H74ZM195 237V236H194ZM213 237V236H212ZM76 238V237H75ZM66 239H68V238H66ZM165 239V238H164ZM167 239H168V237H167ZM139 240H142L141 241V247H143L144 248V251L142 252V251H139L138 252V250L136 251L135 249V244H134V242L133 241H135V242H139ZM182 240V239H181ZM185 240V239H184ZM204 240V239H203ZM202 240V241H203ZM215 240H217V239H215ZM65 241V240H64ZM78 241V240H77ZM83 241V240H82ZM118 241V242H117ZM129 241V242H128ZM183 241V240H182ZM186 241V240H185ZM191 241V240H190ZM69 242V241H68ZM160 242V241H159ZM181 242V241H180ZM201 242V241H200ZM210 242V241H209ZM227 242V241H226ZM81 243H83V242H81ZM136 243V244H137ZM151 243V242H150ZM158 243V242H157ZM187 243V242H186ZM190 243V242H189ZM203 243V242H202ZM201 243V244H202ZM206 243V242H205ZM214 243V242H213ZM216 243V242H215ZM221 243V242H220ZM87 244V243H86ZM199 244V243H198ZM219 244V243H218ZM217 244V245H218ZM144 245V246H143ZM151 245H152V243H151ZM159 245V244H158ZM206 245V244H205ZM224 245V246H225ZM233 245V244H232ZM154 246V245H153ZM202 246H203V244H202ZM207 246H208V242H207ZM219 246H221L220 244L218 245V248H219ZM222 246H223V244H222ZM137 247H138V245H137ZM140 247V248H141ZM210 247V246H209ZM211 247H212V245H211ZM230 247V246H229ZM229 247H227V248H229ZM231 248V247H230ZM235 248V247H234ZM242 248V247H241ZM99 248H97V250H98ZM232 249V248H231ZM236 249V248H235ZM96 250V251H97ZM100 250V249H99ZM91 251V250H90ZM205 251V253H203L202 255H201V253L202 252H204ZM235 251V250H234ZM98 252V251H97ZM106 252V251H105ZM146 252H150L152 255H150V254H148V253H146ZM219 252V253H220ZM236 252V251H235ZM242 252V251H241ZM100 253V252H99ZM102 253V252H101ZM247 253V252H246ZM94 254V253H93ZM104 254V253H103ZM250 254V253H249ZM96 255V254H95ZM105 255V254H104ZM109 254H106V256H108ZM115 255V256H116ZM236 254H234V256H235ZM261 255V254H260ZM105 256V257H106ZM101 257V256H100ZM110 257V256H109ZM233 257V256H232ZM119 258V259H120ZM233 258H235V257H233ZM118 259V258H117ZM231 259V260H230ZM32 260V259H31ZM22 261V260H21ZM109 261V260H108ZM120 261V260H119ZM118 263V262H117ZM131 263V264H132ZM0 264H8V258H7V256H6V254L5 253H3L2 251H1V249H0Z\"/></svg>","mask_w":264,"mask_h":264}]
</instances>
